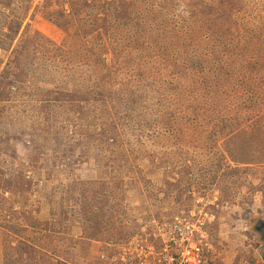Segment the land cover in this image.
Returning a JSON list of instances; mask_svg holds the SVG:
<instances>
[{"label":"rangeland","instance_id":"rangeland-1","mask_svg":"<svg viewBox=\"0 0 264 264\" xmlns=\"http://www.w3.org/2000/svg\"><path fill=\"white\" fill-rule=\"evenodd\" d=\"M193 207L209 264L264 261V0H0V264Z\"/></svg>","mask_w":264,"mask_h":264},{"label":"built area","instance_id":"built-area-1","mask_svg":"<svg viewBox=\"0 0 264 264\" xmlns=\"http://www.w3.org/2000/svg\"><path fill=\"white\" fill-rule=\"evenodd\" d=\"M214 219L207 209L193 207L152 220V232L137 234L119 250L113 245L110 251L100 252L98 264H209L215 252L209 230Z\"/></svg>","mask_w":264,"mask_h":264},{"label":"flooded vegetation","instance_id":"flooded-vegetation-1","mask_svg":"<svg viewBox=\"0 0 264 264\" xmlns=\"http://www.w3.org/2000/svg\"><path fill=\"white\" fill-rule=\"evenodd\" d=\"M262 226H263L262 229H264V223H262Z\"/></svg>","mask_w":264,"mask_h":264},{"label":"bare ground","instance_id":"bare-ground-1","mask_svg":"<svg viewBox=\"0 0 264 264\" xmlns=\"http://www.w3.org/2000/svg\"><path fill=\"white\" fill-rule=\"evenodd\" d=\"M115 35V34H114Z\"/></svg>","mask_w":264,"mask_h":264}]
</instances>
